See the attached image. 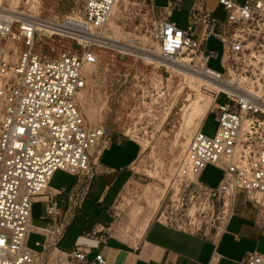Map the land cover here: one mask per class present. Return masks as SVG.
<instances>
[{"label":"built area","instance_id":"built-area-1","mask_svg":"<svg viewBox=\"0 0 264 264\" xmlns=\"http://www.w3.org/2000/svg\"><path fill=\"white\" fill-rule=\"evenodd\" d=\"M118 1L84 0L79 20L70 24L65 18L56 28L97 40L98 33H89L108 22ZM135 1L157 9L154 0ZM181 3L168 0L158 11L154 37L159 55L172 60L188 49L202 57L208 74L221 83L208 113L217 111L218 128L214 135L204 132L207 115L191 136L173 177L176 184L163 202L161 213L167 218L158 219L218 236L232 215L234 199L240 197L257 206L255 221L264 231V0H194L186 28L172 20ZM21 23L20 33H13L10 16L0 12V264H44L52 249L59 252L56 260L61 264H90L88 247L65 250L59 244L83 207L92 179L102 171L101 155L113 141L105 127L88 124L80 105L86 84L83 68L98 55L74 39L79 50L43 56L33 49L35 22ZM211 38L222 44L221 70L209 66L218 56L206 48ZM18 42L21 48L14 47ZM220 95L226 101L217 105ZM209 164L223 172L215 187L200 180ZM58 170L77 176L64 198L50 186ZM42 195L48 223L37 226L32 223L33 206ZM32 233L43 237L35 242L41 250L29 246ZM90 236L97 237L98 231ZM95 258L106 264L102 253ZM243 261L264 264V253L248 251Z\"/></svg>","mask_w":264,"mask_h":264},{"label":"rangeland","instance_id":"rangeland-1","mask_svg":"<svg viewBox=\"0 0 264 264\" xmlns=\"http://www.w3.org/2000/svg\"><path fill=\"white\" fill-rule=\"evenodd\" d=\"M193 1L182 0L181 5L175 9L172 20L179 27H187L188 14ZM83 2L84 0H41L39 16L53 19L55 22H61L67 17L79 19ZM167 2L168 0H154L156 10H152L149 3L129 4V6L127 3H122L119 17L114 18L110 28L114 35L123 41L134 38L139 46L159 52L154 37L155 22L159 17L158 11ZM9 3L10 0L4 1L1 8H9ZM17 8L28 13L31 10L27 0H21ZM218 14L224 17L221 9ZM94 32L97 34L98 30ZM15 44V48H21V42ZM80 48L76 40L45 30L37 31L33 45L36 52L48 57H55L65 50ZM206 48L218 53L217 58L209 61V66L221 70L223 51L221 42L211 38ZM190 52L194 56L198 55L193 51ZM195 62L194 60L193 65ZM88 76L87 73V81L82 93L85 101L80 100L88 124L91 127L103 126L112 136L126 133V129L132 125L136 128L132 138L141 145L142 152L130 172L134 173L135 178L132 177L124 190L123 197L133 195L125 201L128 204L127 209L138 213L144 204L145 208L156 210L157 204L159 207L162 200L160 198H163L171 186L176 184L173 177L183 155L180 141L185 138L190 139L197 130V123L202 120L203 115H208L214 104L215 93H211L207 85L199 82L190 83L189 80L184 79V76L148 63L139 56L109 48L98 49L93 72ZM225 101L224 95H220L217 105ZM90 107L96 109V119H92L88 114L87 110ZM217 128V111H213L206 118L204 132L214 135ZM222 175L220 168L209 164L202 172L200 180L215 187L219 184ZM70 179L69 174L58 170L51 184L59 187ZM44 214L45 202L36 201L33 206L32 223L47 224L48 219L44 218ZM71 237L72 232L60 242L59 246L70 250ZM37 240L43 238L32 233L28 244L34 249L41 250L42 247L35 244ZM44 258V264H48L50 256L45 255Z\"/></svg>","mask_w":264,"mask_h":264},{"label":"crops","instance_id":"crops-1","mask_svg":"<svg viewBox=\"0 0 264 264\" xmlns=\"http://www.w3.org/2000/svg\"><path fill=\"white\" fill-rule=\"evenodd\" d=\"M141 152L140 143L126 133L113 135L100 158L102 171L92 179L83 207L62 239L72 232L70 249L88 247L90 264H98V253L106 264H245L248 251L264 253V231L255 221L257 206L240 197L234 199L232 215L218 236L179 229L158 219L165 190L156 210L144 204L138 213L128 210L125 201L133 195L123 197L124 190L134 177L131 167ZM66 173L71 179L65 184L58 187L50 182L52 189L63 192L60 198L67 197L77 181V176ZM92 231H98V236H90Z\"/></svg>","mask_w":264,"mask_h":264},{"label":"bare ground","instance_id":"bare-ground-1","mask_svg":"<svg viewBox=\"0 0 264 264\" xmlns=\"http://www.w3.org/2000/svg\"><path fill=\"white\" fill-rule=\"evenodd\" d=\"M4 1H6V0H0V12H3L6 15L10 16V18L12 20V31L15 34H19L21 31V25H22L21 20H23V19L33 20L35 22L38 30H45V31L50 32L52 34H58V35L66 36L68 38H73V39L79 40V41H81V43L84 46H88L91 49L93 48V50H96L97 55H98V49L99 48H106V49L109 48V49H113V51L116 50V51L124 53V54L136 55V56L141 57L142 59H144L148 63H152V64H155L157 66H162L165 69L171 71L172 73L180 74V75L184 76V79L189 80L190 83L199 82V83H202L204 85H207L210 92L215 93V98H216L217 92L219 91V88L221 87L220 81L215 79L211 74H208V72L206 70V65L204 64L202 57L199 54L197 56H194L192 54V52H190L193 50L183 49L179 53V55L177 57H175L174 59L164 60L163 58L160 57L159 52H157L158 50L153 51L147 47H141L138 45L137 41L134 38H130L128 40L123 41L114 35L113 30L110 28V25L113 24V20L115 17H119V14L121 12L120 11L121 4L127 3L128 4L127 6H129V4H135L137 2L135 0H119L116 3L108 22L101 29H98V32H97V29L93 28V32L89 33L90 35L94 36V34H95L94 30H95L99 35V38L97 40H91V39L83 40L81 35L70 34V33L68 34L66 31L61 30L59 27L56 28V25H57L56 23H58V21L55 22V20L45 18V17L41 18L39 16L40 15L39 14L40 13L39 5L41 4V0H27V3H29V7L31 9L30 13H28L27 11H20L17 8L18 4L21 3V0H10L9 8L8 7L7 8L6 7L1 8ZM23 14H25V15H23ZM66 19L69 21L70 24H74L75 21L79 20V19H76L74 17H67ZM17 30H19V31L16 32ZM10 43H12V42L10 41ZM13 44L14 43H12V45ZM156 44H157V47L159 49V45L157 42H156ZM185 55H188V57ZM189 56H191V57H189ZM194 57H196V58H194ZM194 60L196 62L193 65ZM96 61L95 62H89V63L85 64V66L83 68V73L86 76V81H87V73L89 76H91V73L93 72V65L96 63ZM88 68H89V72H88ZM182 81H183V79H182ZM84 89H85V87H84ZM84 89L81 91V94H80L81 102L85 101V96H84V94H82L84 92ZM80 105H81V103H80ZM81 109L83 111L82 105H81ZM87 111H88V114L90 115V117L92 119H96V109L90 107ZM98 113H99V111H98ZM205 117H206V114L203 115L202 120L197 123V127H196L197 130L201 127L202 122L205 119ZM94 127H96V126H94ZM135 132H136V128L132 125H131V127L126 129V135H128L130 137L134 136ZM189 141H190L189 138H185L183 141H180V146H181V148H183L182 149L183 153H184ZM146 146H147L146 143H144V147H146ZM47 190H49V188ZM40 197H46V196H38V197H36V199H38ZM191 212L193 213V209ZM165 218H167L166 215L164 213H162L161 219L164 220ZM49 256H50V261H48V264H61L56 260V258H58V256H59V252L57 250L53 249V252L51 250V253ZM42 262H43L42 259L39 258L38 263H42Z\"/></svg>","mask_w":264,"mask_h":264}]
</instances>
